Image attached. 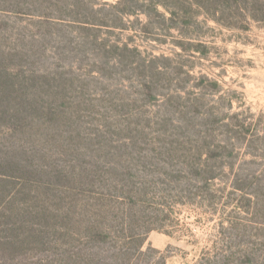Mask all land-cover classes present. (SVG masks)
I'll return each instance as SVG.
<instances>
[{
    "label": "trees",
    "instance_id": "16d2710c",
    "mask_svg": "<svg viewBox=\"0 0 264 264\" xmlns=\"http://www.w3.org/2000/svg\"><path fill=\"white\" fill-rule=\"evenodd\" d=\"M103 1L0 0V264H166L148 235L188 204L233 207L196 264H264V112L121 37L248 31L264 0Z\"/></svg>",
    "mask_w": 264,
    "mask_h": 264
},
{
    "label": "rangeland",
    "instance_id": "374dc122",
    "mask_svg": "<svg viewBox=\"0 0 264 264\" xmlns=\"http://www.w3.org/2000/svg\"><path fill=\"white\" fill-rule=\"evenodd\" d=\"M117 1L103 2L114 4ZM142 19L145 21L144 17ZM135 20L132 18V21ZM197 21L190 28L165 32L162 36L153 32L144 35L139 32V25L134 23V31L125 32L121 37L129 41L132 36L134 42L131 41V44L140 46L146 53L168 57L182 54V61H179H188L185 64L193 67L196 76L209 75L221 83L225 91H236L238 95L235 99H243V107L250 108L254 113L264 112V23H253L248 31H240L224 28L212 20L205 22L203 15ZM151 35L155 38H151ZM241 105V102L234 103L235 108ZM223 188V183L216 187L221 191ZM229 193L230 189L226 190L227 202L239 199V196ZM221 194L218 191V195ZM220 210L221 213L215 212L214 207L174 205L168 209L170 219L164 230L151 232L146 247L152 246L162 251L167 257L166 264H196L213 248L221 223H226L232 216V204H222ZM66 233L63 232L64 235ZM75 238L79 240L77 238H82V234H77ZM58 247H63V244L59 243ZM27 249H34L30 256L35 258L45 252L38 245L28 246ZM25 260L17 257L15 263H32Z\"/></svg>",
    "mask_w": 264,
    "mask_h": 264
}]
</instances>
